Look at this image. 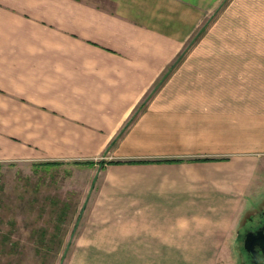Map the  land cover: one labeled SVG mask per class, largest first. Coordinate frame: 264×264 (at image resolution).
Here are the masks:
<instances>
[{
    "label": "crops",
    "instance_id": "0c3cea01",
    "mask_svg": "<svg viewBox=\"0 0 264 264\" xmlns=\"http://www.w3.org/2000/svg\"><path fill=\"white\" fill-rule=\"evenodd\" d=\"M263 160L264 0H0V163L101 181L64 264H226Z\"/></svg>",
    "mask_w": 264,
    "mask_h": 264
},
{
    "label": "rangeland",
    "instance_id": "374dc122",
    "mask_svg": "<svg viewBox=\"0 0 264 264\" xmlns=\"http://www.w3.org/2000/svg\"><path fill=\"white\" fill-rule=\"evenodd\" d=\"M193 68L183 65L178 73L187 76ZM195 71L200 78L210 72L204 66ZM218 73L221 71L215 69L214 74ZM230 84L231 88H252L250 84ZM45 164L49 163H0V264H64L85 217L88 191L101 182L96 179L90 184L82 172ZM245 202L247 210L238 232L249 226L250 217L256 219L264 210V160L252 178ZM225 263L250 264L241 249Z\"/></svg>",
    "mask_w": 264,
    "mask_h": 264
},
{
    "label": "flooded vegetation",
    "instance_id": "af4514ba",
    "mask_svg": "<svg viewBox=\"0 0 264 264\" xmlns=\"http://www.w3.org/2000/svg\"><path fill=\"white\" fill-rule=\"evenodd\" d=\"M247 232H251L249 235L254 237L253 240H255L254 242L256 244H253L250 248L245 249L243 247V239L247 236ZM262 237L264 238V210L258 214L256 219L250 217L249 226L244 227V230L239 233L242 251L250 264H264V254L257 245Z\"/></svg>",
    "mask_w": 264,
    "mask_h": 264
},
{
    "label": "water",
    "instance_id": "95a60500",
    "mask_svg": "<svg viewBox=\"0 0 264 264\" xmlns=\"http://www.w3.org/2000/svg\"><path fill=\"white\" fill-rule=\"evenodd\" d=\"M251 232H247V236L243 239V247L245 249H248L251 247V245L256 244L253 240V236L249 235ZM259 246V249L261 250V252L264 254V238L262 237V239L260 240V242L257 244Z\"/></svg>",
    "mask_w": 264,
    "mask_h": 264
}]
</instances>
